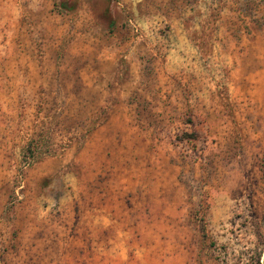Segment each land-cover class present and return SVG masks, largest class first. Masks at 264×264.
I'll list each match as a JSON object with an SVG mask.
<instances>
[{"label": "rangeland", "instance_id": "374dc122", "mask_svg": "<svg viewBox=\"0 0 264 264\" xmlns=\"http://www.w3.org/2000/svg\"><path fill=\"white\" fill-rule=\"evenodd\" d=\"M262 242L264 0H0V264Z\"/></svg>", "mask_w": 264, "mask_h": 264}, {"label": "trees", "instance_id": "16d2710c", "mask_svg": "<svg viewBox=\"0 0 264 264\" xmlns=\"http://www.w3.org/2000/svg\"><path fill=\"white\" fill-rule=\"evenodd\" d=\"M37 150V146H33V147H30V151L33 153H35V151ZM263 244V246H264V242H262ZM264 252V251H263Z\"/></svg>", "mask_w": 264, "mask_h": 264}]
</instances>
